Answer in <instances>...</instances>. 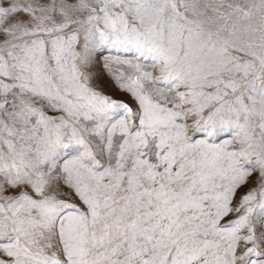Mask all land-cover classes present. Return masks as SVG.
<instances>
[{
	"label": "snow or ice",
	"instance_id": "snow-or-ice-1",
	"mask_svg": "<svg viewBox=\"0 0 264 264\" xmlns=\"http://www.w3.org/2000/svg\"><path fill=\"white\" fill-rule=\"evenodd\" d=\"M0 264H264V0H0Z\"/></svg>",
	"mask_w": 264,
	"mask_h": 264
},
{
	"label": "rangeland",
	"instance_id": "rangeland-1",
	"mask_svg": "<svg viewBox=\"0 0 264 264\" xmlns=\"http://www.w3.org/2000/svg\"><path fill=\"white\" fill-rule=\"evenodd\" d=\"M100 71H101L102 78L110 85L111 82L108 79V77L105 74H103L102 70H100ZM106 90L109 92H112V94H115L114 91L111 89V87H108Z\"/></svg>",
	"mask_w": 264,
	"mask_h": 264
}]
</instances>
